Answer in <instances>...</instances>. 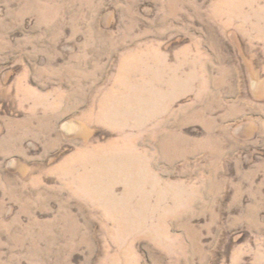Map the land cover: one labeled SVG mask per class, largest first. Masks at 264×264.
I'll return each mask as SVG.
<instances>
[{"label": "rangeland", "instance_id": "1", "mask_svg": "<svg viewBox=\"0 0 264 264\" xmlns=\"http://www.w3.org/2000/svg\"><path fill=\"white\" fill-rule=\"evenodd\" d=\"M0 264H264V0H0Z\"/></svg>", "mask_w": 264, "mask_h": 264}]
</instances>
